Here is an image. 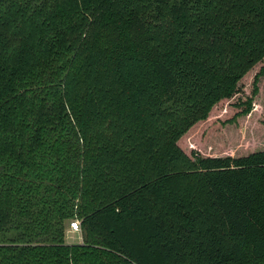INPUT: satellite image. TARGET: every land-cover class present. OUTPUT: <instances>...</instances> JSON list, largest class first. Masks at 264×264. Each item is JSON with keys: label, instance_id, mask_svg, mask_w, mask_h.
Wrapping results in <instances>:
<instances>
[{"label": "trees", "instance_id": "1", "mask_svg": "<svg viewBox=\"0 0 264 264\" xmlns=\"http://www.w3.org/2000/svg\"><path fill=\"white\" fill-rule=\"evenodd\" d=\"M260 62L264 0H0V264H264V150L181 145Z\"/></svg>", "mask_w": 264, "mask_h": 264}, {"label": "rangeland", "instance_id": "2", "mask_svg": "<svg viewBox=\"0 0 264 264\" xmlns=\"http://www.w3.org/2000/svg\"><path fill=\"white\" fill-rule=\"evenodd\" d=\"M263 65V62L258 63L244 76L235 98L219 103L206 121L196 124L181 140V145L188 152L195 148L206 156L225 157L264 150V74L257 84L258 93L253 95L255 77ZM250 97H253L251 113L236 117L246 106L242 103ZM70 223L66 225V242L81 243V230L71 229Z\"/></svg>", "mask_w": 264, "mask_h": 264}, {"label": "built area", "instance_id": "3", "mask_svg": "<svg viewBox=\"0 0 264 264\" xmlns=\"http://www.w3.org/2000/svg\"><path fill=\"white\" fill-rule=\"evenodd\" d=\"M71 229L73 230H81V223L79 219H74L71 221Z\"/></svg>", "mask_w": 264, "mask_h": 264}]
</instances>
